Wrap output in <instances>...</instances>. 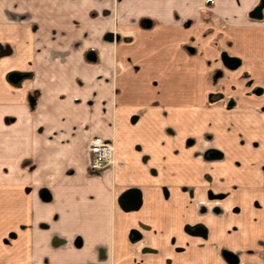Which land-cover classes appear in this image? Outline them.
<instances>
[{
  "label": "crops",
  "instance_id": "0c3cea01",
  "mask_svg": "<svg viewBox=\"0 0 264 264\" xmlns=\"http://www.w3.org/2000/svg\"><path fill=\"white\" fill-rule=\"evenodd\" d=\"M259 2L0 0V264H264Z\"/></svg>",
  "mask_w": 264,
  "mask_h": 264
},
{
  "label": "built area",
  "instance_id": "2783aa9c",
  "mask_svg": "<svg viewBox=\"0 0 264 264\" xmlns=\"http://www.w3.org/2000/svg\"><path fill=\"white\" fill-rule=\"evenodd\" d=\"M89 170L97 172L114 162L112 144L102 137L93 136L87 143Z\"/></svg>",
  "mask_w": 264,
  "mask_h": 264
},
{
  "label": "water",
  "instance_id": "95a60500",
  "mask_svg": "<svg viewBox=\"0 0 264 264\" xmlns=\"http://www.w3.org/2000/svg\"><path fill=\"white\" fill-rule=\"evenodd\" d=\"M263 6H264V1L260 0L259 4L257 6H255L249 12V17H251V18H260L261 17V9H262ZM114 38L117 39L118 35H115ZM90 58H92V56H90ZM221 59L227 66H232L233 63H234L233 59H230V58L226 57V55H222ZM222 256H223V258L225 259V261L228 264H236L237 263V258L235 257V255H233L230 252L223 251L222 252Z\"/></svg>",
  "mask_w": 264,
  "mask_h": 264
},
{
  "label": "rangeland",
  "instance_id": "374dc122",
  "mask_svg": "<svg viewBox=\"0 0 264 264\" xmlns=\"http://www.w3.org/2000/svg\"><path fill=\"white\" fill-rule=\"evenodd\" d=\"M11 79H12V77L9 74L7 75L6 73H3L2 75H0L1 84H4L5 81L11 82V84H14L13 80H11ZM15 84H16L15 86H18L17 88L20 89L21 84L20 83H15ZM6 95H8V94H6Z\"/></svg>",
  "mask_w": 264,
  "mask_h": 264
},
{
  "label": "trees",
  "instance_id": "16d2710c",
  "mask_svg": "<svg viewBox=\"0 0 264 264\" xmlns=\"http://www.w3.org/2000/svg\"><path fill=\"white\" fill-rule=\"evenodd\" d=\"M140 22H142L143 24H144V23H148L147 25H149L151 21H148L147 19L141 18V19H140ZM142 23H141V24H142Z\"/></svg>",
  "mask_w": 264,
  "mask_h": 264
},
{
  "label": "flooded vegetation",
  "instance_id": "af4514ba",
  "mask_svg": "<svg viewBox=\"0 0 264 264\" xmlns=\"http://www.w3.org/2000/svg\"><path fill=\"white\" fill-rule=\"evenodd\" d=\"M264 7V6H263ZM261 11H262V9H261ZM261 14H262V12H261ZM255 19H258V18H255ZM224 64V63H223ZM223 251H227V250H223ZM222 251V252H223ZM227 252H230V251H227ZM230 253H232V252H230ZM233 255H235L234 253H232ZM223 257V256H222ZM235 257L237 258V263L236 264H238V257L235 255ZM224 259V258H223ZM225 260V259H224ZM226 262V261H225ZM226 264H228L227 262H226Z\"/></svg>",
  "mask_w": 264,
  "mask_h": 264
},
{
  "label": "bare ground",
  "instance_id": "6f19581e",
  "mask_svg": "<svg viewBox=\"0 0 264 264\" xmlns=\"http://www.w3.org/2000/svg\"><path fill=\"white\" fill-rule=\"evenodd\" d=\"M263 8V7H262Z\"/></svg>",
  "mask_w": 264,
  "mask_h": 264
}]
</instances>
